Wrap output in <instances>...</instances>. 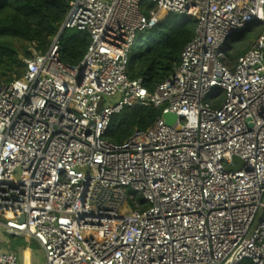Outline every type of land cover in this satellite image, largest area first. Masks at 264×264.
I'll use <instances>...</instances> for the list:
<instances>
[{
    "label": "built area",
    "instance_id": "2783aa9c",
    "mask_svg": "<svg viewBox=\"0 0 264 264\" xmlns=\"http://www.w3.org/2000/svg\"><path fill=\"white\" fill-rule=\"evenodd\" d=\"M167 14L195 30L149 91L127 76L130 50ZM255 21L264 0H71L60 29L88 33L80 62L60 61L57 34L0 83V230L34 240L44 264H264V25L226 63ZM134 105L161 112L107 141Z\"/></svg>",
    "mask_w": 264,
    "mask_h": 264
},
{
    "label": "trees",
    "instance_id": "16d2710c",
    "mask_svg": "<svg viewBox=\"0 0 264 264\" xmlns=\"http://www.w3.org/2000/svg\"><path fill=\"white\" fill-rule=\"evenodd\" d=\"M70 1L0 0V83L22 76L24 60L31 56L29 48L42 52L47 49L60 30ZM257 22L250 23L230 39L229 51L226 53V63L229 66L246 51L255 38L250 32ZM195 25L194 18L177 14L165 15L153 28L143 33L145 40L139 43L136 52L129 57L128 78H141L143 86L152 91L178 65L180 53L192 38ZM88 43L89 35L86 31L64 28L59 36L60 61L66 65L78 64ZM214 92L220 93L221 90L217 88ZM160 112V108L151 105L125 107L111 117L104 137L109 142L120 143L135 129L149 128ZM11 237L27 239L37 244L23 236Z\"/></svg>",
    "mask_w": 264,
    "mask_h": 264
},
{
    "label": "rangeland",
    "instance_id": "374dc122",
    "mask_svg": "<svg viewBox=\"0 0 264 264\" xmlns=\"http://www.w3.org/2000/svg\"><path fill=\"white\" fill-rule=\"evenodd\" d=\"M262 25L264 24L257 22V24L252 26L250 32V34H252V37H255V35L259 33ZM144 40L145 35L143 33H138L136 35V38L130 50V56L136 52L139 43ZM30 49L31 48H29V50ZM137 199H139V195L134 194V200ZM130 204H132L131 201ZM5 250L13 251L17 254L18 264H44L42 251L37 244L27 239L13 238L0 230V251Z\"/></svg>",
    "mask_w": 264,
    "mask_h": 264
},
{
    "label": "water",
    "instance_id": "95a60500",
    "mask_svg": "<svg viewBox=\"0 0 264 264\" xmlns=\"http://www.w3.org/2000/svg\"><path fill=\"white\" fill-rule=\"evenodd\" d=\"M62 29L59 30L58 35H60ZM176 115L172 114V113H167V114H163V119L165 121L166 124L168 125H172L175 121H176ZM233 160L238 162V165L236 167H227V170H233V169H239L240 166L242 165V160L237 157V156H233Z\"/></svg>",
    "mask_w": 264,
    "mask_h": 264
}]
</instances>
